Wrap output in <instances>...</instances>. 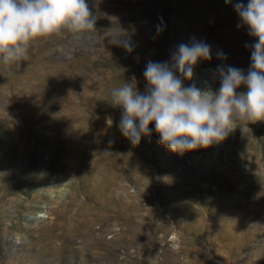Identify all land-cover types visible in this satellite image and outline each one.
Returning a JSON list of instances; mask_svg holds the SVG:
<instances>
[{
    "label": "rangeland",
    "instance_id": "rangeland-1",
    "mask_svg": "<svg viewBox=\"0 0 264 264\" xmlns=\"http://www.w3.org/2000/svg\"><path fill=\"white\" fill-rule=\"evenodd\" d=\"M86 2L94 30L0 62V264H264V121L180 155L154 123L132 145L109 94L133 77L143 93L148 61L171 65L193 38L211 59L184 86L218 91V68L247 73L256 39L237 0Z\"/></svg>",
    "mask_w": 264,
    "mask_h": 264
},
{
    "label": "clouds",
    "instance_id": "clouds-1",
    "mask_svg": "<svg viewBox=\"0 0 264 264\" xmlns=\"http://www.w3.org/2000/svg\"><path fill=\"white\" fill-rule=\"evenodd\" d=\"M234 8L256 39L247 73L232 66L218 68V91L194 83L184 86L193 79L198 61L211 59V47L193 38L191 44L178 46L171 65L148 61L143 93L135 77L110 90L111 105L123 109L119 131L132 145L150 135L154 123L159 143L183 155L223 142L238 122L243 130L244 124L264 121V0H237ZM95 21L86 0H0V62L18 63L27 58L32 41L62 30L91 31ZM241 86L246 92L237 91Z\"/></svg>",
    "mask_w": 264,
    "mask_h": 264
},
{
    "label": "bare ground",
    "instance_id": "bare-ground-1",
    "mask_svg": "<svg viewBox=\"0 0 264 264\" xmlns=\"http://www.w3.org/2000/svg\"><path fill=\"white\" fill-rule=\"evenodd\" d=\"M49 60V59H48ZM40 62V61H39ZM73 147V146H72ZM217 153H218V155H219V157L223 154V152H225L220 146L219 147H217ZM61 161H63V159H60ZM56 163H59V161L58 162H56ZM53 170V169H52ZM74 198V197H73Z\"/></svg>",
    "mask_w": 264,
    "mask_h": 264
}]
</instances>
